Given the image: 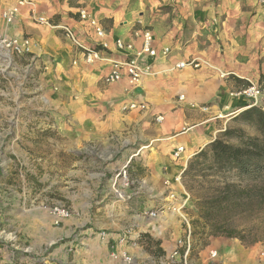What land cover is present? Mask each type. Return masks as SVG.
I'll use <instances>...</instances> for the list:
<instances>
[{
    "label": "crops",
    "instance_id": "1",
    "mask_svg": "<svg viewBox=\"0 0 264 264\" xmlns=\"http://www.w3.org/2000/svg\"><path fill=\"white\" fill-rule=\"evenodd\" d=\"M11 3L0 0L1 36H29L32 52L51 59L49 66L55 76H60L62 85L74 88L83 99H98L96 105L101 106V111L94 114H106L111 121L103 127L95 125L103 135L112 130H135L142 123L139 133L148 138V142L142 141L136 148L127 146V161L141 170L139 186L132 188L134 191L127 189L124 200H117L115 209L109 211L117 216L132 214L125 220L109 218L98 225L90 217L68 219L52 232L62 239L78 233V238L73 239L78 240L76 264H116L111 252L123 248L137 257L147 256L143 245H120L118 238L126 228H131L134 237L140 238L141 234H152V230L163 232L169 227L151 222L147 212L161 201L159 197L169 187L177 188L178 193L186 196L185 187L174 182L176 175L186 169L193 155L231 126L232 119L250 105L241 91L252 83L261 85V75H264V0H42L38 4L39 14L56 24H70L87 44L99 39L80 21L78 12L84 6L107 31L105 40L109 48L105 55L108 59L93 64L80 60L74 65L80 55L63 31L35 22L28 7L21 8L14 24L5 23L1 13ZM138 29L151 30L156 48L161 51L170 47V54L140 58V64L149 69L136 85L129 84L127 78L105 83L112 61L133 56L132 52L119 50L116 40L123 38L132 42L139 51L142 40L133 33ZM192 58L207 61L215 68L176 67L177 63ZM221 73L227 75L223 77ZM130 100L145 103L147 107L126 114L117 110L118 107L122 110L123 104ZM107 104L114 108L109 110ZM154 115H162L164 120L155 125L156 131L151 136L143 130L149 127ZM179 145L185 146V153L182 160H175L173 151ZM167 181L171 184L167 185ZM149 195L156 198L150 201ZM133 213H140L136 215L139 223L132 219ZM102 231L107 233V238L100 236ZM168 242L169 239L161 241L166 254L175 241ZM212 252H217V256L213 257ZM197 255L192 259L194 264H264V239L246 247L237 238L210 237ZM15 260L16 257L5 254L0 264ZM65 263L62 259L60 264Z\"/></svg>",
    "mask_w": 264,
    "mask_h": 264
},
{
    "label": "rangeland",
    "instance_id": "2",
    "mask_svg": "<svg viewBox=\"0 0 264 264\" xmlns=\"http://www.w3.org/2000/svg\"><path fill=\"white\" fill-rule=\"evenodd\" d=\"M1 19L7 23L2 16ZM49 60L33 52L17 54L0 44V257L5 254L16 257L17 264H60L62 259L65 264H76L78 240L73 239L78 238V233L62 239L52 232L53 228L61 227L68 219L90 217L98 225L109 218L125 220L132 214L117 216L109 211L115 209L117 200H124L127 189L139 186L141 170L127 161V146L136 148L142 141L148 142L139 133L142 123L135 130H112L103 135L95 125L103 127L111 121L106 114H94L101 111V106L96 105L98 99H83L74 88L62 85ZM259 105L264 106V91ZM107 107L114 108L108 104ZM117 110L122 114L131 112L120 107ZM155 118L151 116L149 127L143 130L145 134L155 133ZM245 130L255 134L249 127ZM125 165H128V186L118 176ZM167 193L166 189L159 197L160 203L151 206V210L168 201ZM155 198L148 197L150 201ZM182 198L179 193V200ZM57 203L65 204L71 211L70 217L60 224H55L50 214ZM197 212L195 199L189 194L182 212L166 208L157 218L150 219L169 227L163 232L152 230L149 235L173 243L185 235L187 221L193 229ZM137 214L140 213H133L132 219L139 223ZM253 224L260 226L259 234L264 239V213L245 215L241 220V225ZM193 239L197 246L191 250L188 264H194L192 259L197 258L203 247L201 240L198 243L195 236ZM142 245L147 256L139 257L141 264H159L166 255L163 246L164 252L158 253L155 246L149 250L146 243Z\"/></svg>",
    "mask_w": 264,
    "mask_h": 264
},
{
    "label": "trees",
    "instance_id": "3",
    "mask_svg": "<svg viewBox=\"0 0 264 264\" xmlns=\"http://www.w3.org/2000/svg\"><path fill=\"white\" fill-rule=\"evenodd\" d=\"M263 82L261 75L262 89ZM232 122L192 156L183 173L184 186L198 210L192 235L203 246L210 237L237 238L246 247L263 240L260 226L241 225V220L264 213V106L248 105ZM141 241L149 250L155 246L158 253L164 252L161 241L148 233L142 234Z\"/></svg>",
    "mask_w": 264,
    "mask_h": 264
},
{
    "label": "built area",
    "instance_id": "4",
    "mask_svg": "<svg viewBox=\"0 0 264 264\" xmlns=\"http://www.w3.org/2000/svg\"><path fill=\"white\" fill-rule=\"evenodd\" d=\"M12 1L10 5H8L2 11V18L8 24H14L16 22V18L19 15L22 7H28L31 13L33 20L39 24L47 25L54 29H60L63 31L66 38L70 41V43L77 49L80 57L74 60V64H77L80 60L84 61L87 64H93L98 61L107 60L106 51L109 48L107 41L105 40L107 36V31L105 30L102 23L93 16V14L85 7L81 8L78 12L80 21L84 23V25L92 30L96 37L99 39L94 44H87L83 39L80 38L75 29L66 22L61 23H53L48 17L38 13V4L42 0H9ZM134 36L141 38L142 47L139 51H136L135 46L132 42H127L123 38H118L116 40V47L119 50H124L128 52H132L133 56L127 60H114L112 61V67L110 72L104 77V81L107 84H112L115 82H119L124 78L128 79L129 84L136 85L142 78L143 75L147 74L148 67L140 64L139 59L149 56V57H158L160 55L168 56L171 52L170 47H164L161 51H159L154 45V34L149 29H138L134 30ZM0 44L17 54H29L32 52V40L29 36L24 37H0ZM203 66L209 68H215L211 63L204 61L200 58H192L187 61H181L176 64L177 68L184 67H192V68H201ZM223 77L227 75V73H221ZM263 89L258 85L252 83L248 87L244 88L241 92L247 97L250 101V105H259L260 100L263 97ZM181 96L180 98H182ZM147 105L145 103H140L135 100L127 101L123 104V111H130L135 109H146ZM203 110H208V107H202ZM156 122L161 123L164 120L162 115L156 116ZM185 153V146L179 145L173 151V158L175 160H182L183 154ZM128 165H125L120 171L118 176L121 177L122 183L125 186L130 184L129 174H128ZM183 173L181 171L174 178V182L182 185ZM167 185H170L171 182L167 181ZM121 196L122 193L120 190L118 191ZM167 200L165 203L161 204V207L158 209H152L147 212L148 217L151 219L157 218L161 213L165 211L166 208L172 209L175 211H183L186 207V202L189 200V194L186 193V196L179 200V193L176 189L169 187L167 189ZM50 214L53 218V222L55 224H60L61 221L70 217L71 211L70 209L62 203L55 204L50 209ZM187 228L185 235L183 237L178 238L175 241L173 249L167 253L164 258L159 262V264H177L181 262L182 264H188V257L191 253V250L194 245L192 228L187 221ZM100 236L105 239L107 238V233L102 231ZM118 243L120 245H132L134 247H138L142 245L140 238L134 237L131 228H126L118 238ZM212 256L216 257L217 252H212ZM111 258L116 262V264H141L140 258L128 252L125 248L112 251ZM180 260V261H179ZM2 261V257H0V262ZM11 264H17V260L11 262ZM142 264H150V263H142ZM155 264V262L153 263Z\"/></svg>",
    "mask_w": 264,
    "mask_h": 264
}]
</instances>
